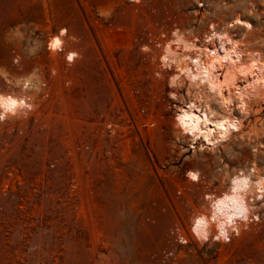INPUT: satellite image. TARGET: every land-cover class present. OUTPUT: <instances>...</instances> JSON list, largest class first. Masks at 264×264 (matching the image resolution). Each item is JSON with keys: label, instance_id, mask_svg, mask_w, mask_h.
Wrapping results in <instances>:
<instances>
[{"label": "rangeland", "instance_id": "rangeland-1", "mask_svg": "<svg viewBox=\"0 0 264 264\" xmlns=\"http://www.w3.org/2000/svg\"><path fill=\"white\" fill-rule=\"evenodd\" d=\"M236 15L253 29L231 27L233 38L264 60V0H0V92L38 76L30 67L61 24L85 41L89 76L87 106L51 108L63 124L45 114L23 128L21 116L0 122V264H264V199L254 202L259 220L228 243L181 245L169 234L175 226L187 234L205 195L230 174L254 167L264 176V96L248 86L241 110L234 86L223 87L231 100L223 109L203 87L212 108L240 125L214 149L191 143L174 119L195 88L186 79L170 87L171 67L158 57L173 30L202 39ZM14 54L24 71H12ZM106 100V117L118 115L116 146L113 128L107 137L70 124L97 119Z\"/></svg>", "mask_w": 264, "mask_h": 264}, {"label": "bare ground", "instance_id": "bare-ground-1", "mask_svg": "<svg viewBox=\"0 0 264 264\" xmlns=\"http://www.w3.org/2000/svg\"><path fill=\"white\" fill-rule=\"evenodd\" d=\"M234 26H242L246 32L253 29V24L240 15L228 21L226 27L221 30H217L213 24H210L202 39L185 37L175 29L171 36H168L167 41L165 40L158 55L161 65L171 67L170 87L176 88L186 79L189 87L195 88L196 95L192 94V97L179 107L175 116L174 124L178 133L188 138L191 143L201 142L207 147L210 145L212 149H214L213 145L216 146L217 142L228 136L231 129L240 125V121L227 110L223 113L215 111L210 101L206 99V95H202L203 87L219 96L223 109H229L231 103L229 95L222 93L223 87L234 86L241 110L247 109L248 86L250 89H256L259 96H264V60L259 53L246 50L242 41L233 38L230 28ZM57 40L60 42L59 47H52ZM63 44L59 33H53L47 41L46 50L57 53L59 49H62ZM177 48H181L182 51H177ZM159 74L164 75V70L160 69ZM241 77L246 78L248 85L236 84V80ZM24 84H27V81L22 80L18 85L21 92H17L20 90L0 92V112H4L5 100L10 98L17 101L15 114L9 113L5 120L19 116L23 120L24 116H29L35 111L36 105L33 104L32 97L29 100L26 98ZM172 93L176 95L175 91ZM199 94L203 98L202 102L198 97ZM21 100L30 107H19ZM234 181H247V183L237 184ZM205 198L207 199L206 207L198 210L191 218L186 234L189 242L192 238L202 242L222 241L221 225L229 236L232 232L240 233V230L247 227L251 221L259 220L254 202L264 199V176L260 175L254 167L238 170L229 175L226 185L218 193H208ZM227 198L236 199V205L233 206L232 199ZM220 201H224V204L221 205ZM241 202L247 209L246 220L234 215L235 207H238ZM230 216L232 221L227 223ZM200 217L205 218L206 221L201 230L207 233V239H201L193 231L196 227L195 221ZM218 236H220L219 239H217Z\"/></svg>", "mask_w": 264, "mask_h": 264}, {"label": "built area", "instance_id": "built-area-1", "mask_svg": "<svg viewBox=\"0 0 264 264\" xmlns=\"http://www.w3.org/2000/svg\"><path fill=\"white\" fill-rule=\"evenodd\" d=\"M52 33H59V36L63 39L62 49H59L57 53H52L47 50L40 59L35 61V65L30 68H35V74L39 76L34 79H23L27 81L24 84V90L27 95V100L32 97L33 104L36 105L35 111L29 116L21 120V128L28 123V117L36 119L38 115H46L48 124H63L62 117L59 114L51 112L52 107H75L77 112L82 110L80 105H85L89 90H88V56L85 54L84 49L86 43L81 40L80 36H76L71 32V28L67 24H61L56 26V30ZM51 33V34H52ZM72 55L73 59L69 60L68 57ZM12 71H24L25 64L21 61L19 54H14ZM101 66L99 64V70ZM99 72V71H98ZM21 80V81H22ZM101 82V78L98 79L97 84ZM9 84V83H8ZM17 88V87H16ZM115 101V99H114ZM110 104L109 100L104 102H98L97 106ZM91 106V105H90ZM108 106H101L100 110H97V119L87 120L80 117H73L74 119L70 124H78L81 127H86L91 132L98 135H105L111 137L110 131L113 128V143L116 146L118 144V136L120 131L115 130L114 126L118 124V115L115 112L112 116L108 115ZM31 111V110H30ZM117 119V121H116ZM6 120L0 121L4 122ZM169 234L172 240L180 243L181 245H188L190 242L186 239V234L182 231L181 227L175 226L169 229ZM231 236H228V240H222L223 243L230 242ZM181 250L178 251L180 253ZM175 256L172 251L166 253V257Z\"/></svg>", "mask_w": 264, "mask_h": 264}, {"label": "clouds", "instance_id": "clouds-1", "mask_svg": "<svg viewBox=\"0 0 264 264\" xmlns=\"http://www.w3.org/2000/svg\"><path fill=\"white\" fill-rule=\"evenodd\" d=\"M59 44L60 42L57 40L53 43L52 47H59ZM69 60H72L73 59V56L70 55L68 57ZM17 107V101L16 100H13V99H7L5 100L4 104H3V108H4V112H0V121H3L6 119L7 115L9 113H12V114H15V109ZM19 107L21 108H24V107H30V105H25L24 101L21 100L19 102ZM188 177L190 179H192L193 181L197 180L198 178V175L197 174H193L191 171H189L187 173ZM234 183H237V184H246L247 181H234ZM235 191V190H234ZM227 199H232V203H233V206L236 205V199L234 198H227ZM221 205L224 204V201H220L219 202ZM247 209L243 207L242 205V202L241 204L238 206V207H235V212H234V215H238L241 219H247ZM232 221V217H228L227 219V223H231ZM195 224H196V227L193 229L194 232H196V234L201 238V239H207V233L203 232L201 230V227L204 226L206 224V221H205V218L203 217H200L198 218L196 221H195ZM221 228V232H220V236L223 237V239L225 241L228 240V235L227 233L224 231V228H223V225L220 226ZM220 236L217 237V239L220 238Z\"/></svg>", "mask_w": 264, "mask_h": 264}]
</instances>
